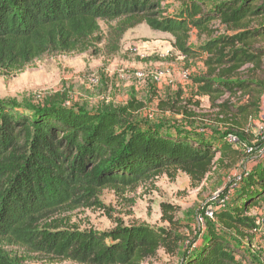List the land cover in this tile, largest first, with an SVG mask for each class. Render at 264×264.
Returning a JSON list of instances; mask_svg holds the SVG:
<instances>
[{
  "label": "trees",
  "instance_id": "16d2710c",
  "mask_svg": "<svg viewBox=\"0 0 264 264\" xmlns=\"http://www.w3.org/2000/svg\"><path fill=\"white\" fill-rule=\"evenodd\" d=\"M260 2L190 4L167 15L158 0H0V78L19 76L49 54L84 51L101 42V21H121L128 28L146 24L170 34L174 47L187 58L207 54L206 66L217 80H196L197 95L214 101L226 94L235 97L248 92L250 84L221 80L247 64H261L264 53L237 45L249 46L264 37V24L223 38H213L209 28L220 21L237 31L253 17L264 20V7H256ZM193 31L199 36L209 33L210 40L191 47ZM179 105L175 102L171 110ZM188 105L191 101L177 113L198 118ZM256 106L224 103L219 108L227 123L237 117L247 121ZM145 108L135 99L101 111L66 107L34 111L1 102L0 243L9 240L81 264H140L160 251L176 254L183 239L163 227L119 225L108 232L40 228L46 215L62 207L91 206L101 190H128L165 175L174 179L178 173L201 183L243 157L242 148L226 141L234 134L245 142L234 130L241 126L238 121H232L234 129L212 136L177 124H139L135 116ZM245 178L232 212L214 213L221 226L242 236L243 230L257 229L256 220L247 214L264 208V164ZM170 222L174 223L172 218ZM197 244L180 264H246L239 247L209 221L192 247ZM0 264H14L1 248Z\"/></svg>",
  "mask_w": 264,
  "mask_h": 264
},
{
  "label": "rangeland",
  "instance_id": "374dc122",
  "mask_svg": "<svg viewBox=\"0 0 264 264\" xmlns=\"http://www.w3.org/2000/svg\"><path fill=\"white\" fill-rule=\"evenodd\" d=\"M158 1L167 15H174L190 4L221 6L236 0ZM256 7H264V0ZM262 23L261 17H253L243 29L236 31L217 21L210 26L209 33L213 38L231 37L254 30ZM100 26L101 42L88 49L49 54L19 76L1 77L0 103H15L31 110L66 107L101 111L110 106H125L135 99L146 105L135 116L139 124H177L212 136L234 129L232 121H238L241 126L234 130L244 135L245 142L240 140L236 148H242L243 157L232 168L208 174L201 183L178 173L174 179L165 175L128 190H101L91 206L62 207L46 215L40 228L57 226L59 230L80 232H108L119 225L167 228L183 239L180 250L174 255L160 251L140 264H180L191 248H198L199 244L192 247V243L209 221L239 247L246 264H264V208L247 214L256 220L257 229L243 230L244 236L227 230L214 218V213L219 210L232 212L246 174L264 164V147L261 146L264 144V58L260 65L247 64L230 79L221 80L250 84L248 92L240 91L235 97L226 94L214 101L198 96L195 83L203 79L217 80L212 78L206 66L207 54L187 58L174 47V37L146 24L128 28L121 21H101ZM209 33L199 36L193 31L190 46L196 48L205 44L210 40ZM237 47L264 53V37L251 41L249 46L238 44ZM184 75L187 78H183ZM189 101L188 111L198 118L189 119L177 113ZM175 102L182 106L171 110ZM224 103L232 107L257 106L251 109L247 121L237 117L226 123L223 121L228 117L222 116L219 108ZM162 104H169V108ZM171 218L174 223L170 222ZM0 248L14 264H81L9 240H2Z\"/></svg>",
  "mask_w": 264,
  "mask_h": 264
},
{
  "label": "built area",
  "instance_id": "2783aa9c",
  "mask_svg": "<svg viewBox=\"0 0 264 264\" xmlns=\"http://www.w3.org/2000/svg\"><path fill=\"white\" fill-rule=\"evenodd\" d=\"M183 57H184V56H183ZM184 59H185V57H184ZM183 78H187V76L184 75ZM263 130H264V122H263ZM226 141H227L229 144H231V145H233V146H235V147H238L237 144H239L240 139H239L236 135H234V134H230V135L227 136ZM244 146H245V145H244ZM261 146L264 147V144H261ZM261 146H260V147H261ZM249 152H250V151H249ZM202 220H203L202 218L199 219L200 222H201Z\"/></svg>",
  "mask_w": 264,
  "mask_h": 264
},
{
  "label": "water",
  "instance_id": "95a60500",
  "mask_svg": "<svg viewBox=\"0 0 264 264\" xmlns=\"http://www.w3.org/2000/svg\"><path fill=\"white\" fill-rule=\"evenodd\" d=\"M263 154V153H262Z\"/></svg>",
  "mask_w": 264,
  "mask_h": 264
}]
</instances>
